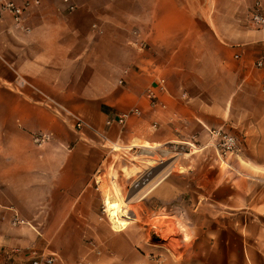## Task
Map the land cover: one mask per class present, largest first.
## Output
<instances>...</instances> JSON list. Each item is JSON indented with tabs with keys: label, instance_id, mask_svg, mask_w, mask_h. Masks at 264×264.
<instances>
[{
	"label": "crops",
	"instance_id": "obj_1",
	"mask_svg": "<svg viewBox=\"0 0 264 264\" xmlns=\"http://www.w3.org/2000/svg\"><path fill=\"white\" fill-rule=\"evenodd\" d=\"M12 1L31 3L30 31L0 19V264H31V249L56 254L54 264H89L95 179L119 151L209 142V129L223 128L264 159V68L254 65L264 29L249 23L258 0H70L74 10ZM135 108L141 115L124 126L107 125ZM70 113L89 127L77 129ZM258 190L223 201L240 218L238 243L210 247L207 264H264ZM162 192L177 194L168 184ZM15 214L27 223L12 226Z\"/></svg>",
	"mask_w": 264,
	"mask_h": 264
},
{
	"label": "rangeland",
	"instance_id": "obj_2",
	"mask_svg": "<svg viewBox=\"0 0 264 264\" xmlns=\"http://www.w3.org/2000/svg\"><path fill=\"white\" fill-rule=\"evenodd\" d=\"M232 134L239 150L226 156L219 153L217 142L196 139L155 150L127 151L126 155L119 151L118 163L103 178L102 200L94 212V235L82 240L87 250L83 263L207 264L210 247L225 240L237 246L240 218L222 203L231 196L240 199L242 192L249 196L256 189L264 192V173L257 169L264 166V159L252 157L256 144H247L239 134ZM170 166L169 175L145 198L123 208L124 216L117 214L116 208L110 210V199H120L117 187L125 199L140 195ZM167 184L173 185L177 194L162 192ZM245 184L247 189L236 191ZM129 215L134 218L122 229L118 217L122 220ZM91 242L100 253L93 251Z\"/></svg>",
	"mask_w": 264,
	"mask_h": 264
},
{
	"label": "built area",
	"instance_id": "obj_3",
	"mask_svg": "<svg viewBox=\"0 0 264 264\" xmlns=\"http://www.w3.org/2000/svg\"><path fill=\"white\" fill-rule=\"evenodd\" d=\"M69 4V9L74 10L76 8L75 5L71 4L70 0H64ZM38 3V2H37ZM31 7V3L27 2L24 5H18L12 0H0V19H3L6 15H10L21 29H24L26 31H30L29 28L25 26L26 21V12ZM249 23L256 28L264 29V0H258L254 6L252 7L250 14H249ZM255 68H264V53L262 56L255 62ZM147 96L151 101L152 105L158 104V96L156 95L155 91L153 89L147 90ZM71 117L75 120L74 124L77 129H82L84 127H89V125L80 117L70 113ZM141 111L140 109H131L128 112L122 113L117 115L114 118H110L107 121V125L111 126L113 123H118L119 125L124 126L130 117L132 116H140ZM212 141L217 142L216 146L218 148L219 153H221V156H226L229 154H234L239 149L237 147V138L227 132L223 128H211L209 129ZM35 141L42 143L45 140L48 139L47 135H36ZM161 163H164L162 160ZM105 172H100L96 179L95 184L98 187H101L103 183V178L105 177ZM99 190H101L99 188ZM103 211L104 213H107V208L105 207V202L103 201ZM27 222L20 218L18 214H15L11 224L12 226H19V225H25ZM93 245V251H96L97 253H100L101 251L98 249V246L94 244V242H91ZM31 264H54L57 260V255L45 251V250H39V249H31Z\"/></svg>",
	"mask_w": 264,
	"mask_h": 264
},
{
	"label": "bare ground",
	"instance_id": "obj_4",
	"mask_svg": "<svg viewBox=\"0 0 264 264\" xmlns=\"http://www.w3.org/2000/svg\"><path fill=\"white\" fill-rule=\"evenodd\" d=\"M172 168L171 166L168 167L165 171L164 174H162L149 188H147L145 191H143L140 195L137 196H133L131 198L125 199L121 193L120 188H117V194L119 195L120 199L117 198H111V202H110V210L113 211L115 208L117 209V214L118 213H122L123 212V208L129 206V203L135 201V200H139V199H143L147 196V194L154 189L158 184H160L162 182V180L169 175V173L171 172ZM120 200V201H119ZM121 202V203H120ZM110 212V211H109ZM122 216H124V213H122ZM120 217H118L117 222L122 226V229L126 228L129 224L130 221L134 218L133 216L129 215L127 216L125 219H119Z\"/></svg>",
	"mask_w": 264,
	"mask_h": 264
}]
</instances>
